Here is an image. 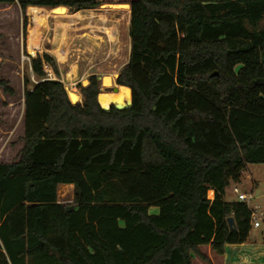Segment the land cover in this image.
I'll list each match as a JSON object with an SVG mask.
<instances>
[{
    "label": "trees",
    "instance_id": "obj_1",
    "mask_svg": "<svg viewBox=\"0 0 264 264\" xmlns=\"http://www.w3.org/2000/svg\"><path fill=\"white\" fill-rule=\"evenodd\" d=\"M14 2L33 16L129 4L115 83L132 104L104 111L96 76L72 104L44 71L54 59L29 57L23 146L0 163V264H210L201 248L245 244L251 209L225 190L264 165V0H0Z\"/></svg>",
    "mask_w": 264,
    "mask_h": 264
},
{
    "label": "rangeland",
    "instance_id": "obj_2",
    "mask_svg": "<svg viewBox=\"0 0 264 264\" xmlns=\"http://www.w3.org/2000/svg\"><path fill=\"white\" fill-rule=\"evenodd\" d=\"M118 4L125 3L106 2L97 8L75 13L69 12L64 6L54 9L37 7L42 10L40 13L46 11L49 14L45 26L40 31L41 48L36 50L29 47L27 36L33 28L31 17L39 14L31 13L29 7L23 11L17 2L10 5L0 4V83L3 82L12 92L3 93L0 85V121H5L4 135L8 137L9 131L13 132V140L20 135L18 129L13 131L8 127L12 124L11 120H16L21 112L25 89H32L37 81L31 73L29 57L48 54L54 59L57 74L49 66H44V71L49 79L58 80L63 84L72 104L82 103L80 87H85L92 75L98 78L99 94L114 93L115 76L127 64L130 53L128 35L130 11L129 8L124 11L117 7H108L113 8L112 11H108L103 6ZM29 51L37 53L31 55ZM104 78H110L113 87L103 86ZM73 90L75 92H72ZM75 93L78 94L80 101L74 103ZM10 102L12 105L8 108ZM7 137H0L1 162L15 161L13 152L5 146ZM234 186L240 193L250 196L246 204L260 219V227L251 229V238L264 248V165H248L241 174L240 182L231 183L226 189L225 200L237 201L232 192ZM211 197L212 192H208V198ZM57 200L60 203L71 204L73 189L58 188ZM157 213L156 208L149 210V214ZM201 251L212 257L213 264H222L208 247L201 248ZM193 263L207 264L199 259H195Z\"/></svg>",
    "mask_w": 264,
    "mask_h": 264
},
{
    "label": "crops",
    "instance_id": "obj_3",
    "mask_svg": "<svg viewBox=\"0 0 264 264\" xmlns=\"http://www.w3.org/2000/svg\"><path fill=\"white\" fill-rule=\"evenodd\" d=\"M129 13V12H128ZM126 103L128 102L127 97L128 95H123ZM74 103L79 100L78 94H74ZM12 102L8 103V108ZM111 105V104H110ZM109 105V106H110ZM9 119V118H8ZM5 121H0V137H7V135H4L3 128H6V125L4 123ZM11 126L8 127L10 130L15 131V129H18L20 132V135L17 139L13 140V132H10V136H8V140L5 144L9 151L13 152V158H15V161L13 162H1L3 164H13L16 163L19 159V152L22 149L23 146V137H24V102H22L21 112L16 120H11ZM12 133V134H11ZM2 145V144H1ZM241 180V179H240ZM58 188L64 190V189H73L72 185H60ZM226 194V190H225ZM213 196V194H212ZM209 199H212L209 198ZM58 201V200H57ZM58 203H60L58 201ZM250 232L249 238L245 244L242 245H227L224 249V254L222 257H218L222 264H264V248L261 245H258L255 243V241L251 238ZM207 257L209 258L211 264H213L212 257L208 254ZM217 257V256H216Z\"/></svg>",
    "mask_w": 264,
    "mask_h": 264
},
{
    "label": "bare ground",
    "instance_id": "obj_4",
    "mask_svg": "<svg viewBox=\"0 0 264 264\" xmlns=\"http://www.w3.org/2000/svg\"><path fill=\"white\" fill-rule=\"evenodd\" d=\"M103 7L108 9V11H112V9H113V8H110L111 9L110 10L108 7H117V8L123 9L124 11H127L129 8V6L127 4L103 6ZM129 11H130V8H129ZM47 18H48V15L32 16L31 17L33 28L28 33L27 43H28L29 47L32 48L33 50L41 48L40 31L45 26ZM93 38L95 39V37H93ZM115 85L118 86L117 84H115ZM103 86L108 87V88L113 87V82L111 81L110 78H104ZM116 86H115V88L117 90L115 92L113 91L114 93L102 92L98 95V98H97L98 103L103 109H107L110 104H119L121 106L126 104V100H125L124 96L121 93H118L119 91H118V88ZM72 92H75V91L73 90ZM71 96H73V95H71ZM71 96H70V98L72 100Z\"/></svg>",
    "mask_w": 264,
    "mask_h": 264
},
{
    "label": "built area",
    "instance_id": "obj_5",
    "mask_svg": "<svg viewBox=\"0 0 264 264\" xmlns=\"http://www.w3.org/2000/svg\"><path fill=\"white\" fill-rule=\"evenodd\" d=\"M78 101H80V99ZM232 192L237 197V201H239V202L246 203L250 199V196L247 197L244 193H240V191L238 190V188L236 186H234L232 188ZM251 212H252V214H251V228H259L260 227V219H259V217L255 216L254 210L251 209Z\"/></svg>",
    "mask_w": 264,
    "mask_h": 264
},
{
    "label": "water",
    "instance_id": "obj_6",
    "mask_svg": "<svg viewBox=\"0 0 264 264\" xmlns=\"http://www.w3.org/2000/svg\"><path fill=\"white\" fill-rule=\"evenodd\" d=\"M118 5H125V4H118ZM129 8H130V6H129ZM214 75H216V74H214ZM118 77V75H116L115 76V79L114 80H116V78ZM88 83V82H87ZM116 84V83H115ZM117 89L116 88H113V91L115 92ZM131 104H132V102H131V97H130V101L129 102H127L125 105H123V106H121V105H119V104H111L107 109H103L101 106V108L104 110V111H109V109H110V107L111 106H113L116 110H124V109H127V108H129V107H131ZM227 224H228V226H229V229H234V222H233V218H231V217H229L228 219H227Z\"/></svg>",
    "mask_w": 264,
    "mask_h": 264
},
{
    "label": "flooded vegetation",
    "instance_id": "obj_7",
    "mask_svg": "<svg viewBox=\"0 0 264 264\" xmlns=\"http://www.w3.org/2000/svg\"><path fill=\"white\" fill-rule=\"evenodd\" d=\"M92 76H95V75H92ZM98 79V78H97Z\"/></svg>",
    "mask_w": 264,
    "mask_h": 264
}]
</instances>
